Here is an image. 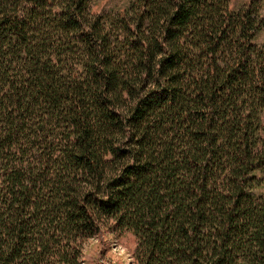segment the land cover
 Masks as SVG:
<instances>
[{
  "label": "trees",
  "instance_id": "16d2710c",
  "mask_svg": "<svg viewBox=\"0 0 264 264\" xmlns=\"http://www.w3.org/2000/svg\"><path fill=\"white\" fill-rule=\"evenodd\" d=\"M0 0V264H264L262 0Z\"/></svg>",
  "mask_w": 264,
  "mask_h": 264
},
{
  "label": "rangeland",
  "instance_id": "374dc122",
  "mask_svg": "<svg viewBox=\"0 0 264 264\" xmlns=\"http://www.w3.org/2000/svg\"><path fill=\"white\" fill-rule=\"evenodd\" d=\"M126 5L127 0H96L93 11L104 8L121 11ZM262 6L264 9V0ZM135 246V238L130 232L114 234L103 229L85 244V260L87 264H133Z\"/></svg>",
  "mask_w": 264,
  "mask_h": 264
}]
</instances>
